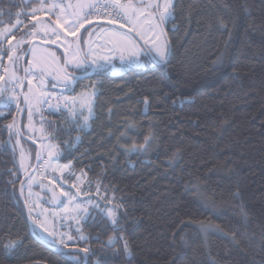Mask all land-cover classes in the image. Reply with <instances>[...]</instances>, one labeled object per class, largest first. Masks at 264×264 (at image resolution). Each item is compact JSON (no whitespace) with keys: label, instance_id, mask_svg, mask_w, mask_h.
I'll list each match as a JSON object with an SVG mask.
<instances>
[{"label":"trees","instance_id":"16d2710c","mask_svg":"<svg viewBox=\"0 0 264 264\" xmlns=\"http://www.w3.org/2000/svg\"><path fill=\"white\" fill-rule=\"evenodd\" d=\"M36 5L0 0V29L23 21L19 39ZM174 15L164 24L165 68L93 72L99 95L88 131L69 130L45 111L35 118L59 161L86 172L119 205V231L94 213L73 236L94 250L89 264H264V0H175ZM0 112V264H72L32 236L6 127L13 118L19 126L21 111L11 104ZM146 137V152L124 151ZM204 225L217 233L205 235ZM113 236L123 239L104 247ZM10 241L20 244L6 254Z\"/></svg>","mask_w":264,"mask_h":264},{"label":"snow or ice","instance_id":"6c2138e0","mask_svg":"<svg viewBox=\"0 0 264 264\" xmlns=\"http://www.w3.org/2000/svg\"><path fill=\"white\" fill-rule=\"evenodd\" d=\"M39 2L41 7L33 9L29 14L35 23L31 30L21 36L15 44L11 41L16 38L14 30L18 28L21 21L17 20L10 27L0 29V36L10 37L8 49L4 50L0 45V68H3L4 72L0 74V81H5L7 76L8 81H15L16 86L20 88L24 87L23 80L27 81L28 88L24 93V103L28 106L29 121L32 119L34 106L36 111H40L39 105L47 104L53 112H67L68 123L73 125V130H87L90 127L89 120L94 117L95 99L99 95L96 91L97 86L93 84L90 86L91 91L77 95H65L64 93L74 92L79 81L89 71L102 74L111 66V57L117 54L122 66L140 64L143 47L150 45L148 51L144 53L147 62L159 65L161 68L166 67L169 48L164 38L165 32L162 25L175 19L174 0H136V3H133V0H61V2H54L50 5H46L45 0H39ZM38 13L48 18L37 19ZM101 21H106V24L101 25ZM106 25H119V28H108ZM96 28H99L98 32ZM123 29L127 30L122 31ZM84 33L88 34L89 39L84 38ZM38 34H43L44 42L47 44L56 45L60 42L59 46L64 49L62 57L57 56L55 51L40 48L32 42V39H29V37L34 39ZM93 36L103 38V44L95 43L91 39ZM69 37L74 39H69ZM140 41L143 43L141 44ZM24 44H28L29 47L23 49ZM18 51L20 54H17ZM29 52L32 59L28 61V66L23 68L25 73L23 79L17 75L15 68L10 72L4 66L5 55L8 61L16 65L22 55H27ZM48 78H51V89L61 90L59 94L45 90L49 87L46 83ZM33 81H37V84L34 85ZM7 91V88L0 87V105L15 104L17 110H20L19 96H6ZM52 99H56L57 103L52 104ZM60 101H63L62 107ZM144 103L147 106V97ZM0 118H5V113L0 112ZM6 127L11 132L15 128V118H13V123ZM124 135L121 133V137ZM76 142L79 143V137L76 138ZM150 144L151 139L146 137L143 144L139 146L133 144L131 147H126L124 151L129 155L146 152ZM37 158L39 159V156ZM73 187L77 185L74 184ZM79 191L77 187V193ZM100 191L101 186L98 185L97 195ZM61 196H66L68 203L72 205L77 225H80L82 221L86 222L88 217L93 216L94 213H98L102 220L108 221L114 231H119L117 227L119 205L112 203L115 197L113 196L110 200L106 189L104 196L101 197L106 202L103 206L93 202L91 197L87 201H78V195L71 192L62 191ZM109 204L111 207L108 206ZM64 211H68L67 206ZM31 213L32 208L29 207V219L36 228L47 233L45 239L53 245L69 249L67 255L72 264H89L90 258L96 255L90 247H81L77 239L69 233H61L57 239L54 231L48 230L47 219L42 220L32 216ZM40 215L43 216V213ZM202 230L205 234L214 232L210 227L202 226ZM75 231L80 233L81 228L77 227ZM88 239L89 237L82 234L78 237V240L84 241L85 244ZM96 239L98 240L99 237ZM122 239L123 237L119 236L110 237L104 247L114 248L115 244ZM19 244V241H10L3 245V249L6 254H11L15 248L19 247ZM123 251L130 261L131 251L126 240L123 243ZM92 264H102L101 259L96 258Z\"/></svg>","mask_w":264,"mask_h":264},{"label":"rangeland","instance_id":"374dc122","mask_svg":"<svg viewBox=\"0 0 264 264\" xmlns=\"http://www.w3.org/2000/svg\"><path fill=\"white\" fill-rule=\"evenodd\" d=\"M26 1H30V0H26ZM36 1L38 2V5L34 6L33 9L41 7L39 0H36ZM54 2H61V0H45L46 5H50L51 3H54ZM133 3H136V0H133ZM174 3H175V0H174ZM32 10L30 11V13L32 12ZM40 18L47 19L48 17L43 16L42 13H38L37 19H40ZM30 19H31V22H30L31 24L35 23L31 15H30ZM100 23H106V21H101ZM6 27H10V26H6ZM23 27H24L23 21H21V24L18 26V28L14 30L16 38L12 39L11 41L12 44H15L16 41L18 40L17 30ZM108 28H112V27H108ZM95 30L98 32L99 28H96ZM39 35H43V34H39ZM84 38L89 39L87 33H85ZM8 39H10V37L0 36V45H2V48L4 50L10 47L8 43ZM29 39H32V42L37 41L39 43H43L42 41L38 39L36 40L35 38L33 39L29 37ZM69 39H74V38L69 37ZM91 39L95 43L103 44L104 42L103 38L99 36H93ZM59 43L60 42H57V44L54 45V46H57L58 48H47L40 44H36V45H38L42 49L46 48L49 51H55L57 56L62 57L64 49L63 47L59 46ZM140 43L142 44L143 42L140 41ZM49 45H52V44H49ZM149 46L143 47L142 52H141V63L140 64L133 63L126 67L122 66L120 59H119V55L117 54L116 56L111 57V66L107 70H109V72L113 75H120L124 73L126 70L133 68V67H137V68L147 67V65H149L150 63L147 62L144 56V53L148 51ZM28 47H29L28 44H24L22 46L23 49H27ZM17 54H20V51H18ZM24 57L25 55H22L21 60L16 65H13L12 62L8 61L7 55H5L3 59L4 66L7 67L10 72L15 68L17 71V75L21 79H23L24 77V72H23ZM30 59H32L31 53L29 54L28 61ZM28 61L25 67L28 66ZM0 74H4L3 68H0ZM50 82H51V78H48L46 83L49 84V87L46 88L45 90L49 92H54L53 90H56V89H51ZM33 84L36 85L37 81H33ZM93 84L97 86L96 91L98 92L97 83L89 82V84L83 87V90L81 93L86 92V91H91L90 86ZM0 87L8 89V91L5 93L6 96L7 95H18L19 96V109L22 112L23 106H24L23 98L20 93L21 88L16 86V82L8 81L7 76H6L5 81H0ZM27 88H28V85L26 86L24 93L27 91ZM52 101H51L52 104L57 103L56 99H52ZM60 103H62L61 104V107H62L63 101H60ZM45 105L47 104L39 105L40 111H36L35 106L33 107L31 121H29L28 119V106L26 105L27 116L24 118V122L21 121L22 125L24 126V132L27 135L26 138L37 144L39 153H40V158L46 159L47 161V164L44 168L43 173H39L36 170V172L33 174V176L29 179V181L25 185L24 197H25V200L27 201L26 204L28 208L29 207L32 208L31 215L34 217H39L42 220L46 218L48 230L54 231V233L57 236V239H59V236L61 233H69L73 235L76 232L75 229L81 226V224L80 225L76 224L75 219H74V213L72 212V205L68 203L66 196H61L62 191L65 193L71 192L73 194H77L78 201H87L89 197H91L93 202L100 203L101 206H103L106 202L103 199H101V197L104 196L103 194H101V192L99 195H97L96 189L92 187V184L88 180V174L86 172L80 171V169L75 168L73 163L71 162L61 163L59 161L57 145L48 136L42 133L41 127L37 124V122H35V118H37L38 116L39 117L44 116L45 113H44L43 108L45 107ZM45 112L48 114H52V115L55 113V112L52 113L49 110L47 111L45 110ZM59 112L61 114L66 113L65 111H59ZM85 114H87V112H85ZM93 118L89 120L90 127H91V121ZM16 124H17V119L15 120V128H16ZM90 127L87 130H83V131H88ZM14 129H12L10 132L11 146L13 147L15 151L16 161L19 166L20 173L21 175L26 176L35 164L36 150L29 144L30 142H28L27 139L25 140L24 138L21 137L19 131H18V134L17 132L13 134ZM17 129H18V126L16 130ZM50 153H52V155H50ZM74 184L77 185V187L80 189L79 193H77V187H73ZM200 194L202 195L201 192ZM54 196L56 197L55 200H54ZM112 203H114L113 200H112ZM65 206H67L68 211H64ZM108 206L111 207V204H109ZM41 213H43V216L40 215ZM53 213H55V215H53ZM204 227L206 228L210 227L212 229L211 226L204 225ZM214 228L217 231L219 230V228L216 226H214ZM33 229L36 232L38 238H40L46 244L51 245L53 246V248H57V249L63 248L62 246H59V245H53L49 240L45 239V237L47 236V233L42 232L40 229L36 228L34 225H33ZM214 233H217V232H214ZM205 235H208V234H205Z\"/></svg>","mask_w":264,"mask_h":264},{"label":"water","instance_id":"95a60500","mask_svg":"<svg viewBox=\"0 0 264 264\" xmlns=\"http://www.w3.org/2000/svg\"><path fill=\"white\" fill-rule=\"evenodd\" d=\"M105 24H106V23H101V25H105ZM106 26H108V27H116V28H119V25H115V26H113V25H106ZM86 27H87V26H86ZM162 27L164 28V25H162ZM126 30H127V29H123L122 31H126ZM82 31H83V30H82ZM78 35H79V34H78ZM33 43H34V44H40V45L45 46V47H47V48H58L57 46L49 45V44H45V43H39V42H37V41H34ZM168 48H169V53H168V56H167V60H168V58H169V56H170V52H171V49H170V46H169V45H168ZM29 54H30V52H29L27 55H25V57H24V59H23V68L25 67V61H26L27 58L29 57ZM24 75H25V73H24ZM23 84H24V87L20 89V93H21L22 98H23V104H24V106H23V111H22V112L20 113V115H19V126H18V131H19L21 137L24 138V139L26 140L27 138H26V136L23 135L22 130H21V125H22V123H21V121H22V115H23L24 111L26 110V104L24 103V90H25V86H26V80H23ZM27 141L30 142L31 144H33V145L37 148L36 160H35V164H34L33 168L29 171V173H28L26 176L23 177V179H22V181H21V183H20V185H19V194H20L21 201L23 202L24 207H25V209H26V214H27V218H28V221H29L30 231H31V233H32V236L34 237V239H35L36 241L40 242L41 244L46 245V246H48V247H50V248H53V247H51L50 245L46 244L44 241H42L40 238H38L37 235H35V233H34V229H33V224H32V222H31V220L29 219V208H28L27 204L24 202V198H23V195H22V187H23L24 183H25L27 180H29V179L33 176V174L36 172L37 165H38V162H39V159H40V153H39V149H38L37 144H36L35 142L31 141V140H28V139H27ZM38 156H39V159L37 158ZM53 249H54V248H53ZM68 251H69V250H62V249H61V252L64 253V254H67ZM38 264H41V263H38Z\"/></svg>","mask_w":264,"mask_h":264},{"label":"flooded vegetation","instance_id":"af4514ba","mask_svg":"<svg viewBox=\"0 0 264 264\" xmlns=\"http://www.w3.org/2000/svg\"><path fill=\"white\" fill-rule=\"evenodd\" d=\"M77 75H80V73H77ZM92 76H93V72L89 71L86 75H84V78L79 81V83L75 87V91L74 92H66L64 94L65 95H68V94H70V95L80 94L82 92V90H83V87H85L87 84H89V82H90L89 80L91 79ZM43 110L45 111V108H43ZM67 115H68L67 112L65 114H61L60 118H61V120H63L68 125L69 130L70 129L73 130V125H70L68 123L69 117ZM73 131L80 132V130H73Z\"/></svg>","mask_w":264,"mask_h":264},{"label":"built area","instance_id":"2783aa9c","mask_svg":"<svg viewBox=\"0 0 264 264\" xmlns=\"http://www.w3.org/2000/svg\"><path fill=\"white\" fill-rule=\"evenodd\" d=\"M121 23H123V21H121ZM35 39H36V40L38 39V40L42 41L43 43H45V42H44V39H43V35H39V34H38L37 37H35ZM51 101H52V100H51ZM52 102H53V101H52ZM60 104H62V103H60ZM45 110H46V111L49 110V111H51L52 113H54L52 110L49 109L48 105H45ZM54 114L60 115L61 113L58 111V112H55ZM46 164H47L46 159H40L39 162H38V165H37V169H36V170H37L39 173H43Z\"/></svg>","mask_w":264,"mask_h":264}]
</instances>
